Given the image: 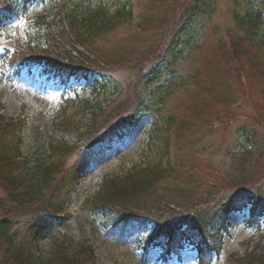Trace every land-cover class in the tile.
Segmentation results:
<instances>
[{
  "label": "rangeland",
  "instance_id": "rangeland-1",
  "mask_svg": "<svg viewBox=\"0 0 264 264\" xmlns=\"http://www.w3.org/2000/svg\"><path fill=\"white\" fill-rule=\"evenodd\" d=\"M68 1L71 6L83 2ZM191 2L131 0L130 22H118L91 39V51L113 68L111 73L121 87L117 100L122 109L114 110L115 100L110 101L106 116L124 114L125 107L145 99L149 109L134 131L115 141L86 171L68 204L67 218L56 223L39 241L42 257L49 255L55 240L59 244L87 241L94 247L97 264H197L196 251L189 247L180 256L162 255L158 248L144 255L141 244L149 228L111 226L86 209L89 198L99 190L105 177L135 166L161 161L171 170L162 183L174 189L188 188L191 193L187 194L188 199L197 202L207 198L210 192L223 194L232 188L247 192L264 186V24L253 36L238 27L233 18L234 10L243 14L245 5L264 12V0H237V4L234 0L211 1V14L201 19L190 35L183 57L172 65L175 76L162 77L148 90L137 91L139 71L150 65L182 9ZM56 4L54 0H38L30 6L27 15L2 25L0 63L5 54L34 36L33 20L45 11L50 13ZM77 87L80 99L91 98L83 83ZM73 97V91L65 93L60 85L38 77L37 70L31 74L24 70L12 82L0 77L2 114L26 119L21 148L23 158L30 164L48 153L47 145L41 140L48 118L59 111L65 99ZM78 105L75 102L69 111ZM69 114L72 117L75 112ZM169 119L172 121L167 123ZM80 122L78 127L82 128ZM69 128L72 134L81 132L73 126ZM243 133L250 137L249 141ZM64 135L69 134L66 131ZM6 141L13 148L15 135L11 134ZM12 154L10 158L14 157ZM50 159L53 157L45 161ZM77 159L78 152L72 149L60 159L59 165L70 167ZM10 205L0 185V217L6 215ZM16 219L14 228L20 232L22 220ZM246 219L247 212L231 215L223 237L222 256L214 258V264H225L231 251L260 239L261 227L247 224ZM0 264H6L1 255Z\"/></svg>",
  "mask_w": 264,
  "mask_h": 264
},
{
  "label": "trees",
  "instance_id": "trees-1",
  "mask_svg": "<svg viewBox=\"0 0 264 264\" xmlns=\"http://www.w3.org/2000/svg\"><path fill=\"white\" fill-rule=\"evenodd\" d=\"M36 1L0 0V29L6 22L25 16ZM211 1L192 0L182 9L153 61L139 71L137 91L148 90L162 77L175 76L172 65L183 57L190 35L201 19L211 14ZM233 18L238 27L253 36L264 24V12L250 5H245L243 14L234 10ZM131 19V0H83L73 6L64 1L56 4L53 12L40 14L32 23L36 29L34 36L2 57L1 79L12 82L24 70L27 74L37 70L38 77L46 82L60 85L65 93H74L73 98L65 99L59 111L48 118L49 124L41 132L48 153L33 164L22 156L21 133L26 119L7 118L0 104V185L12 204L6 215L0 217L3 263L97 264L94 247L87 241L59 244L55 240L47 257L39 254V241L56 223L67 218L65 210L86 171L115 141L134 131L149 109L145 99L125 107L124 114L116 115V112L115 117L114 114L106 116L110 101L115 100L114 110L122 109L117 100L121 87L111 73L113 68L90 49L92 38L118 22L127 23ZM78 83H83L91 98L80 99ZM75 102L79 103L78 107L69 111ZM74 112L72 117L77 116V120L69 114ZM79 120L82 128L78 127ZM67 125L81 132L72 134V128ZM66 131L69 135H64ZM244 133V139L249 141L250 137ZM11 134L16 137L13 148L6 141ZM72 149L78 152L77 161L62 168L60 159ZM10 154L14 157L10 158ZM47 157L53 159L46 162ZM170 171L169 166L159 161L107 176L99 190L87 199L86 209L111 226L149 228L141 244L144 255L158 248L162 255L180 256L182 250L190 247L196 251L197 264H213L214 258L221 256L231 215L247 212V224L262 225L261 237L256 243L231 252L225 264H264V186L247 192H241V188H232L223 194L210 192L207 198L197 202L188 199L191 194L188 188L174 189L162 183ZM16 218L22 220L23 229L19 234L14 228L18 223Z\"/></svg>",
  "mask_w": 264,
  "mask_h": 264
}]
</instances>
